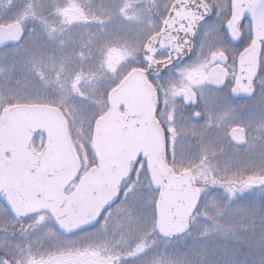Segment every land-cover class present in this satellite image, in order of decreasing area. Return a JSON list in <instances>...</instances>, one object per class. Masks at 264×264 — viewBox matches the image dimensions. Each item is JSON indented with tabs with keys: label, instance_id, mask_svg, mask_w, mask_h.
<instances>
[{
	"label": "snow or ice",
	"instance_id": "snow-or-ice-1",
	"mask_svg": "<svg viewBox=\"0 0 264 264\" xmlns=\"http://www.w3.org/2000/svg\"><path fill=\"white\" fill-rule=\"evenodd\" d=\"M209 13L226 31L209 24L191 63L151 79L193 51ZM0 45V128L28 123L32 152L47 150L50 124L110 120L135 138L116 149L85 138L72 170L0 150V264H218L201 243L214 234L264 245V202L235 201L264 194V0L223 11L215 0H26L0 20ZM229 94L247 98V119ZM50 222L39 239L55 243L34 247L32 230ZM184 233L192 243L155 250Z\"/></svg>",
	"mask_w": 264,
	"mask_h": 264
},
{
	"label": "trees",
	"instance_id": "trees-1",
	"mask_svg": "<svg viewBox=\"0 0 264 264\" xmlns=\"http://www.w3.org/2000/svg\"><path fill=\"white\" fill-rule=\"evenodd\" d=\"M24 3H26V0H0V20H8L19 8H21ZM33 3L35 4V0H33ZM228 3L230 4V0H215V5L219 6L221 10H224V5ZM211 18L205 22L199 32L197 40H199L204 34L207 26L211 23H216L218 28L221 31H225L223 28V24L220 22V17L216 16L214 13H211ZM33 25L30 23L29 27H32ZM38 27V25H37ZM244 44V40L241 39V41L234 46V49H239ZM12 47V46H9ZM197 48V45H195V49ZM195 49L192 59L189 63L192 62V60L195 58ZM4 49L0 50V52H3ZM0 62H3V59L0 58ZM177 68L169 70L163 77L161 78H152L154 81L159 80L163 81L168 76H173V74L176 72ZM30 78H34L35 80H39V77L35 73H29ZM229 100L232 103L241 104L244 105V108L242 109L241 116L244 119H247L249 114L254 111L247 103V99H233L231 96H229ZM199 107V105H198ZM69 129V135L72 139L74 145L78 149L81 145V141L85 140V138L92 140V131L93 129H89L87 126L81 127L79 125L73 126L72 124H68ZM39 137L36 140V143L38 144ZM86 146V143H85ZM211 190L216 192L218 195L223 193V189H220L219 186H210ZM235 201L238 202H246V203H252L256 201L264 202V194H261L259 191L252 192L250 190L245 191L243 193H238ZM51 226L56 228L54 222H50L49 224H43L42 226H38L32 230L31 239L38 240L39 247L41 250L44 248H50L55 242L49 240L48 238L44 237L43 241L39 239V237L42 236L41 232H45L46 227ZM98 227V224L95 228L92 230H85V231H94ZM58 230V229H57ZM41 231V232H40ZM259 231V230H257ZM63 239H74L75 236L80 235V233L72 234V235H64L61 234ZM245 235H248L245 233ZM255 240V237H253ZM193 238L189 236L187 233L183 236L168 240L167 243H165L163 240H159L157 244L155 245V250L158 251H164L166 253L173 252L177 249L182 248L185 244L192 243ZM201 243H204L206 245V252L208 254V257L212 260H215L218 262V264H226L227 261L232 260L235 258L240 262V264H264V245L262 244H255L250 245L247 242H241L240 240H234V239H225L224 237L215 235L213 238H208L205 241H202ZM35 247V246H34ZM137 258H129V264H135Z\"/></svg>",
	"mask_w": 264,
	"mask_h": 264
},
{
	"label": "water",
	"instance_id": "water-1",
	"mask_svg": "<svg viewBox=\"0 0 264 264\" xmlns=\"http://www.w3.org/2000/svg\"><path fill=\"white\" fill-rule=\"evenodd\" d=\"M211 13L207 14L205 19L201 21V24L210 19ZM201 24L197 28V33ZM196 33V35H197ZM193 36V44L196 38ZM230 38V37H229ZM230 40L233 43H237V40ZM14 43L9 42L8 46H13ZM4 46L0 45V50ZM161 53L167 54L166 50H162ZM193 54V51L186 52L185 55L173 60L169 65L162 66L159 72L153 71L151 77H160L164 75L169 69L177 65L187 62ZM234 98H246L244 95H232ZM32 127L26 122H19L12 124L6 128H0V150L9 149L13 150L17 159L22 163L25 159H39L46 166L52 170H72L77 164L76 149L69 136L67 124H50L47 127L48 139L46 141V151L39 154L32 152L31 150V133ZM134 137L130 133H124L121 128L115 125L112 121L108 120L102 123L98 128H93L92 140L104 144L106 148L116 149L121 146L131 144L134 142ZM96 225L93 224L90 229ZM186 234V233H184ZM184 234H177L175 237L169 238V240L179 238ZM69 235V234H65Z\"/></svg>",
	"mask_w": 264,
	"mask_h": 264
},
{
	"label": "flooded vegetation",
	"instance_id": "flooded-vegetation-1",
	"mask_svg": "<svg viewBox=\"0 0 264 264\" xmlns=\"http://www.w3.org/2000/svg\"><path fill=\"white\" fill-rule=\"evenodd\" d=\"M212 15V14H211ZM211 18V17H210ZM204 24V23H203ZM202 24V25H203ZM201 25V26H202ZM201 28V27H200ZM200 30V29H199ZM226 31V30H225ZM199 32V31H198ZM202 36V35H201ZM197 37H198V33H197V35H196V38H195V41H194V44H193V54H194V49H195V45H197V48H199V46H200V41H201V39H202V37L199 39V40H197ZM228 40L230 41V43L228 44V46L229 47H231V48H233L234 49V46L236 45V44H238L241 40H239L237 43H233L231 40H230V38H228ZM162 55H166V54H163V53H161ZM193 54H192V57H193ZM192 57H191V59H192ZM190 59V60H191ZM190 60L189 61H187V62H185V63H183V64H180V65H177V66H175V67H172L173 69L174 68H180V67H183V66H185V65H187L188 64V62H190ZM165 75V74H164ZM164 75H162V76H160V77H154L155 79L156 78H161V77H163ZM174 75V74H173ZM173 76H168L165 80H163V81H160V82H164V81H166L167 79H169V78H172ZM156 81V80H155ZM159 81V80H158ZM206 88H207V86H206ZM208 90V89H207ZM224 89H221L220 91H223ZM229 96H231V94H229ZM232 97V96H231ZM233 99H237V100H240V99H244V100H246L247 98H234V97H232ZM166 106L162 103L161 104V108L162 109H164ZM195 108H198V105H195V106H193V105H185L184 106V108L182 109V111L184 112V114H189V109H195ZM96 227V226H95ZM95 227H93V228H95ZM92 228V229H93ZM92 229H90V230H92Z\"/></svg>",
	"mask_w": 264,
	"mask_h": 264
},
{
	"label": "rangeland",
	"instance_id": "rangeland-1",
	"mask_svg": "<svg viewBox=\"0 0 264 264\" xmlns=\"http://www.w3.org/2000/svg\"><path fill=\"white\" fill-rule=\"evenodd\" d=\"M203 36V35H202ZM177 76V73L175 72L174 73V75H173V77L172 78H175ZM172 78H169V79H172ZM168 80V79H167ZM205 91H207V88H205ZM199 107H200V105H199ZM68 131H69V129H68ZM72 140V139H71ZM73 142V141H72ZM73 145H74V143H73ZM74 147H75V149H76V151H77V148H76V146L74 145ZM43 224H40V225H37V227L38 226H42ZM99 226V225H98ZM34 230V229H33ZM41 232V231H40ZM43 233L44 232H41V234H42V236H43ZM47 238V237H46ZM33 243H34V246L36 247V246H38L39 247V243H38V240H34L33 241Z\"/></svg>",
	"mask_w": 264,
	"mask_h": 264
}]
</instances>
